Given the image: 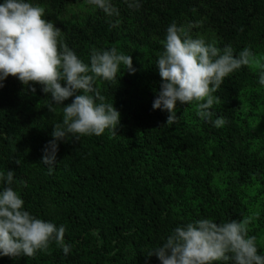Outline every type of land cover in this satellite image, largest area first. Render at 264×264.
I'll return each mask as SVG.
<instances>
[{"label":"trees","instance_id":"1","mask_svg":"<svg viewBox=\"0 0 264 264\" xmlns=\"http://www.w3.org/2000/svg\"><path fill=\"white\" fill-rule=\"evenodd\" d=\"M61 29L69 48L89 62L92 49L117 48L131 55L134 74L121 66L114 81L96 82L101 95L120 112L116 135L84 136L59 144L49 172L42 148L52 139L62 109L49 113L50 97L15 77L0 87V169L14 170L25 209L64 225L65 255L50 244L32 257H0V264H160L147 252L178 224L212 218H259L249 235L264 254V87L261 70L244 66L226 77L213 111L222 128L196 115L195 105L177 104L178 122L153 110L161 77L155 60L167 27L198 23L191 35L250 47L264 64V0H141L139 10L114 0L120 25L86 0H32ZM69 98L64 103H71ZM215 118V117H214ZM20 161V164L16 163Z\"/></svg>","mask_w":264,"mask_h":264},{"label":"clouds","instance_id":"2","mask_svg":"<svg viewBox=\"0 0 264 264\" xmlns=\"http://www.w3.org/2000/svg\"><path fill=\"white\" fill-rule=\"evenodd\" d=\"M129 9L139 10L141 0H123ZM108 19L111 28L120 25V10L114 0H86ZM198 23H171L161 41L163 51L155 60L161 83L152 103L153 110L166 112L167 124L178 122L177 104L195 105L196 115L213 127L227 123L224 116L213 111L219 97L215 96L226 77L244 66L260 67L257 83L264 87V64L250 47L238 53L231 44L223 48L215 41L193 37L190 33ZM121 66L135 73L131 55L112 47L92 49L89 62L64 42L61 29L46 19L45 10L32 0H0V87L9 76L15 77L31 92L39 84L50 102L49 113L62 109L60 122L54 123L52 139L42 148V164L49 172L57 162L59 144L79 141L84 136H101L107 130L116 135L120 112L114 102L106 100L96 86L98 80L114 81ZM71 103L65 105V101ZM215 117V118H214ZM20 164L19 160H16ZM14 170L0 169V257H32L50 244L59 245L65 255L71 244L65 243L64 225L57 226L25 209ZM252 211L241 219L217 222L212 218L193 219L178 224L147 252L160 264H264L257 238L249 235L250 226L259 218Z\"/></svg>","mask_w":264,"mask_h":264}]
</instances>
